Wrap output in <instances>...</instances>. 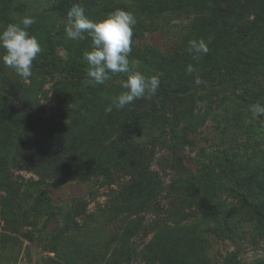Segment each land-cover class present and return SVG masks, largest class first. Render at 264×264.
<instances>
[{"label":"trees","instance_id":"trees-1","mask_svg":"<svg viewBox=\"0 0 264 264\" xmlns=\"http://www.w3.org/2000/svg\"><path fill=\"white\" fill-rule=\"evenodd\" d=\"M37 3L45 9L31 16L36 23L28 31L47 50L40 55L53 69L48 73L54 79L50 91L57 118L48 121L38 113L33 76L27 81L11 76L0 61V189L12 192L21 205L29 206L38 196L51 203L45 186L53 187L73 173L79 180L92 181L96 176L104 180L115 166L130 178L129 209L135 216L129 223L130 257L143 264H179L181 250L194 235L203 233L199 222L180 225L189 221L186 209L190 212L193 205L203 214L201 222L215 230L264 236V127L260 124L264 117L257 119L250 111V105H264V89L256 79L245 83L244 78L264 69V0H0V27L18 23L15 13L25 16ZM175 3L194 11L181 46L169 52L141 46L138 39ZM75 7L93 22L116 9L135 15L128 58L137 70L159 77L160 87L151 100L137 99L106 113L111 98L125 91L121 85L126 77L116 74L103 85L82 86L87 79L83 52L90 49L91 39L87 34L78 40L66 38L69 12ZM201 38L209 52L193 59L188 43ZM56 42L65 44V54L55 49ZM188 65L194 69L191 74ZM224 89L231 90L226 100L234 106V118H228L229 110L222 106L225 100L219 105L221 116L212 108L209 112L218 135L231 139L230 146L209 152L200 149L197 159L203 174L192 184L179 176L168 183L154 162L162 153L176 158L194 145L190 136L206 119L200 115V105ZM9 166L37 179L14 181ZM219 191H226L229 201L218 203ZM56 215L52 210L48 219ZM147 216L152 218L146 229ZM142 230L151 238L138 250L133 239Z\"/></svg>","mask_w":264,"mask_h":264},{"label":"rangeland","instance_id":"rangeland-1","mask_svg":"<svg viewBox=\"0 0 264 264\" xmlns=\"http://www.w3.org/2000/svg\"><path fill=\"white\" fill-rule=\"evenodd\" d=\"M44 9L42 4L37 3L26 14L37 17ZM19 13L13 16L16 20L23 17ZM193 18V10L175 3L173 9L158 17L153 29L145 32L138 41L141 46L151 45L163 52L178 49ZM2 30L3 27H0ZM55 45L60 54H65L64 43L56 42ZM46 51L42 48V52ZM51 70L39 53L33 62L32 76L36 81L34 87L37 101L40 102L38 113L48 121L57 118L51 99L50 88L54 80L48 73ZM6 71L11 76H18L11 68L6 67ZM244 78L245 83L256 79L264 89V69L261 72L251 71ZM230 92V89H224L209 96L207 102L200 105V115L206 119L197 134L190 136L193 146L183 149L176 158L164 153L158 156L154 168L159 170L168 183L170 179L179 176L181 181L192 184L203 174L202 165L198 164V151L204 149L209 152L213 148L230 146L228 142L231 139H223L218 135V125L209 112L212 108L213 113L221 116L223 107L219 105L225 100L222 106L227 107L228 118L233 119L234 106L226 100ZM238 140L241 141L242 137ZM107 160L105 162L111 166V161ZM8 170L17 182H20L19 177L37 179L30 172L18 171L15 166H9ZM109 170L104 180L102 176H96L92 181L79 180L73 173L68 179L57 184L55 182L53 187L45 186L44 189L52 199L51 203L48 198L38 196L29 202V206L26 203L21 205L14 201L12 192L0 189V210L5 212V217L0 216V264H143L139 259L130 257L129 223L135 217L129 209L127 190L130 178L115 166ZM215 199L218 203L229 201V194L219 191ZM167 204L166 200L162 203L166 209ZM193 206L190 212L186 209V213L191 215L189 221L180 225L199 222L203 233L202 236L194 235L181 250L179 264H264V236L245 232L227 234L215 230L214 225L207 226L201 222L203 214L198 206ZM22 208L27 209L22 211ZM52 210L57 215L50 220L48 215ZM150 218H145L146 229L151 222ZM166 220L172 221L170 217ZM150 238L142 230L133 239V245L141 250Z\"/></svg>","mask_w":264,"mask_h":264},{"label":"clouds","instance_id":"clouds-1","mask_svg":"<svg viewBox=\"0 0 264 264\" xmlns=\"http://www.w3.org/2000/svg\"><path fill=\"white\" fill-rule=\"evenodd\" d=\"M34 23V17L25 15L18 23H10L0 31V61L25 81L32 77L33 62L42 52L40 42L28 31ZM135 25V15L123 9L114 10L98 22L89 20L79 7L69 12L66 38L78 40L87 34L91 39L90 49L83 52L87 79L82 81V86L103 85L116 74L126 77L121 85L125 91L111 98L105 107L106 113H111L114 108L122 110L137 99L151 100L160 87L158 76L146 75L130 63L128 57L132 51ZM187 51L193 59H199L208 54L209 48L204 39H193L189 41ZM186 71L193 73L192 65H188ZM200 82L197 77L196 83ZM250 111L257 119L264 117V105H250ZM260 124L264 127V119L260 120Z\"/></svg>","mask_w":264,"mask_h":264}]
</instances>
